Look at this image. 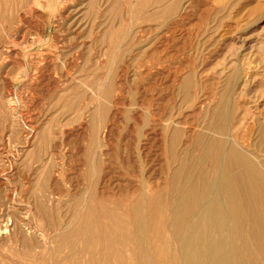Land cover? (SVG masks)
Returning a JSON list of instances; mask_svg holds the SVG:
<instances>
[{"label": "rangeland", "instance_id": "374dc122", "mask_svg": "<svg viewBox=\"0 0 264 264\" xmlns=\"http://www.w3.org/2000/svg\"><path fill=\"white\" fill-rule=\"evenodd\" d=\"M4 28L17 43L5 62L14 105L0 159V264H37L29 247L50 264L54 222L64 233L87 188L128 201L143 183L162 186L171 134L176 156L214 134L206 122L223 94L231 131L263 122L264 0H0ZM40 190L55 196L51 216L33 210Z\"/></svg>", "mask_w": 264, "mask_h": 264}, {"label": "bare ground", "instance_id": "6f19581e", "mask_svg": "<svg viewBox=\"0 0 264 264\" xmlns=\"http://www.w3.org/2000/svg\"><path fill=\"white\" fill-rule=\"evenodd\" d=\"M8 28L0 30V77L7 89L0 95V159L13 125L14 104L5 62L17 42L11 43ZM230 105L223 94L206 122L205 129L214 134L196 136L177 156L174 142L178 133L173 131L169 161L174 168L162 186L154 189L143 183L128 201L110 200L87 188L75 200L64 233L58 221L54 222L60 236L53 242L56 254L49 263L264 264V118L263 122H246L233 132ZM90 174L88 167L84 181ZM41 190L33 196V210L51 216L55 196ZM7 232L8 224L2 222L0 236ZM29 248V257L43 264L44 255L35 251L37 247Z\"/></svg>", "mask_w": 264, "mask_h": 264}]
</instances>
